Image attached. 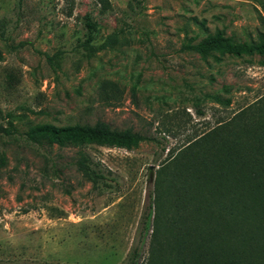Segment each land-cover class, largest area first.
<instances>
[{"label": "rangeland", "instance_id": "374dc122", "mask_svg": "<svg viewBox=\"0 0 264 264\" xmlns=\"http://www.w3.org/2000/svg\"><path fill=\"white\" fill-rule=\"evenodd\" d=\"M108 1L0 0V261L124 264L151 206L154 222L157 187L164 198L166 178L203 158L202 138L264 98V56L185 49L217 32L257 41L264 0ZM87 15L98 26L89 46ZM97 121L146 141L127 150L24 139L36 125ZM79 150L105 181L76 170Z\"/></svg>", "mask_w": 264, "mask_h": 264}, {"label": "trees", "instance_id": "16d2710c", "mask_svg": "<svg viewBox=\"0 0 264 264\" xmlns=\"http://www.w3.org/2000/svg\"><path fill=\"white\" fill-rule=\"evenodd\" d=\"M96 1L103 8L109 6L108 0ZM83 25L85 45L89 46L98 26L89 15ZM0 35H4L3 30ZM185 49L202 57L213 52L233 57L264 56V34L251 43H235L217 32L187 44ZM57 59L58 55L48 57L51 63ZM3 133L8 137L17 134L11 125ZM24 139L38 146L81 148L97 143L127 150L146 141L140 133L112 129L102 121L93 125H36L24 133ZM201 141L205 146L203 158L166 178L168 192L164 198L157 187L154 222L151 206L141 221L138 243L124 264H140L150 232L151 253L146 264H264V98ZM4 160L2 155V164ZM74 165L93 184L106 180L107 175L82 150ZM167 200L169 208L165 210ZM162 212L166 214L160 219Z\"/></svg>", "mask_w": 264, "mask_h": 264}]
</instances>
